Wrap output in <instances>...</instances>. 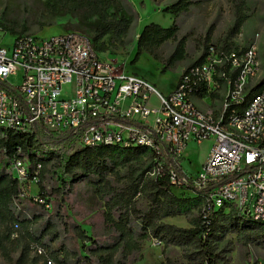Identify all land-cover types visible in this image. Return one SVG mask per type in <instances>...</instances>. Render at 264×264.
<instances>
[{
    "label": "built area",
    "instance_id": "1",
    "mask_svg": "<svg viewBox=\"0 0 264 264\" xmlns=\"http://www.w3.org/2000/svg\"><path fill=\"white\" fill-rule=\"evenodd\" d=\"M6 33L0 28L2 133H66L75 148L145 147L153 154L152 177L168 157L181 166L189 142L211 141L195 174L167 170L170 184L199 197L204 213L233 209L264 224V59L257 34L242 49L208 45L203 60L163 93L143 76L107 63L82 33L14 34L4 45ZM12 76L19 82H10ZM220 81L219 106L198 107L194 98L221 88ZM40 169L25 158L12 162L20 199L28 197V183H38Z\"/></svg>",
    "mask_w": 264,
    "mask_h": 264
},
{
    "label": "trees",
    "instance_id": "2",
    "mask_svg": "<svg viewBox=\"0 0 264 264\" xmlns=\"http://www.w3.org/2000/svg\"><path fill=\"white\" fill-rule=\"evenodd\" d=\"M49 1H53L58 9L80 12L84 22L94 18L92 34L89 37L95 50L103 54L107 49L103 38L108 36L112 45L121 43L133 22L139 18L130 0ZM190 4V0H177L163 9L165 13L173 16L168 27H162L155 22L145 24L137 37L136 50L130 63L136 64L142 54L147 53L154 60L162 62L160 72L164 74L176 63L183 61L186 56L185 38L177 39L179 32L177 17L187 12ZM246 19L247 17L238 10L222 45L225 50L233 48L232 43L227 41L239 33ZM0 28L11 34L20 35L25 32L24 28L19 32L13 28H2L1 25ZM170 40L176 41L175 48L167 58L161 60L157 51ZM209 40L210 34L205 37L206 51ZM204 54L189 66L199 64ZM258 87L259 85L252 89V92ZM74 140L66 133L29 134L0 131V256L5 264H37L41 260L44 261L43 264H47V261H51L52 264H126L124 261L126 257L136 250L135 236L144 239L148 235H152L165 246L175 245L192 249L198 255L197 259H193L195 264H219L218 255L212 247L218 233L222 235L235 233L245 246H264V224L253 222L233 209L204 213L202 202L196 196L199 216L193 220L190 228L162 223L161 219L178 216L188 210L189 200L176 197L171 191L174 187L170 184L167 170L174 167L183 175L181 166L171 157L165 160L155 177L145 178V173L151 172L155 166L153 154L147 148L122 149L110 146L75 148ZM42 154L46 155L45 159L40 158ZM145 157L152 162L138 174V166ZM16 158H25L31 164H41L37 196L39 200L47 203L52 197L58 201L53 214L46 216L37 211V208L48 210L32 196L19 198L21 188L11 173V164ZM120 168H128L130 173L128 183L121 187L114 185L112 181L113 177L120 180ZM84 180L97 195L105 199L108 210L105 221L116 234L111 243L87 237L79 226L68 222V217L63 211L65 203L74 192L75 184ZM138 194L146 196L150 201L147 213L141 214L135 207L134 198ZM115 212L118 214L117 221L112 217ZM133 215L139 221L137 227L139 226L143 233L136 232ZM71 233L76 239L90 242L87 248L89 255H81L77 249H71L65 244L66 237ZM53 242L60 243L59 247L53 248L51 246ZM37 250H40V253ZM14 254H17V257H14ZM120 255L123 260L118 259Z\"/></svg>",
    "mask_w": 264,
    "mask_h": 264
},
{
    "label": "rangeland",
    "instance_id": "3",
    "mask_svg": "<svg viewBox=\"0 0 264 264\" xmlns=\"http://www.w3.org/2000/svg\"><path fill=\"white\" fill-rule=\"evenodd\" d=\"M130 1L135 6L139 18L133 22L127 36L123 38L121 43L112 45L108 36L103 38L102 41L107 49H105V54L102 58L107 63L117 65L128 72L142 75L163 93L173 88L182 71L205 53V37L208 34H210L208 45L216 44L222 46L225 43L226 33L233 25L238 10L247 19L240 28L239 33L231 37L227 42L232 43L233 48L242 49L247 47L257 34L258 53L260 57L264 56V0H190L191 4L188 11L181 13L177 17L179 26L177 39L185 38V59L176 63L164 74L160 72L163 65L162 62L154 60L147 53H143L136 64H131L130 61L136 50L139 30L150 22H155L162 27H168L172 22L173 16L165 13L163 9L177 0ZM94 20V18H90L88 22H84L80 12L58 9L53 1L49 0H0L1 27H6V29L13 28L18 32L24 28L25 32L23 34H35L45 38L63 34L66 31H75L91 37ZM76 27L80 29H76ZM13 35L10 32L6 33L2 43L4 45L12 43ZM175 45V40L164 43L157 51L159 58L161 60L167 58L173 52ZM9 80L13 84L19 82V79L14 76L10 77ZM204 143H199L197 146L190 144L187 146L186 158L183 160L182 166L184 170L192 175L195 174L199 166V158L203 153ZM40 158L45 159L46 155L42 154ZM142 161V164L138 166V174L152 162L146 157ZM129 174L128 168H120V180L118 181L113 177V184L121 187L123 184L128 183ZM144 177L151 178L152 175L146 172ZM171 191L176 197L189 200L187 203L188 210L178 216L165 217L161 219V222L179 228H190L193 220L199 216V203H197L195 195L184 188H172ZM25 192L28 197L36 198L38 185L28 183L25 187ZM134 201L139 213L148 212L150 201L146 196L138 194ZM251 204L250 201V209ZM49 205L48 211L39 208H37V211L49 216L56 211L58 201H55L52 197L49 200ZM63 211L68 217V222L71 225L79 226L87 237H95L99 242H113L116 234L111 231L110 226L105 221V214L108 211L105 199L97 195L86 184L85 180L75 184L74 192L65 203ZM45 215L44 218L46 217ZM112 217L115 221L118 220L116 212L113 213ZM132 219L136 232L143 233L139 226L137 227V222L139 221L134 215ZM217 235L212 247L218 255L219 264H264V246H245L235 233H227L225 235L218 233ZM66 238L65 244L71 249H77L81 255H89L87 248L90 242L76 239L73 233ZM134 240L136 250L126 257L124 260L126 264H195L193 259L198 258V255L192 249H185L175 245L165 246L164 243L158 242L152 235H148L144 239L135 236ZM59 245L60 243L56 242L51 244L53 248H58ZM13 256L17 257V254ZM120 258L122 259L121 255L118 259ZM43 263L44 261L41 260L37 264ZM0 264H5L1 256Z\"/></svg>",
    "mask_w": 264,
    "mask_h": 264
},
{
    "label": "crops",
    "instance_id": "4",
    "mask_svg": "<svg viewBox=\"0 0 264 264\" xmlns=\"http://www.w3.org/2000/svg\"><path fill=\"white\" fill-rule=\"evenodd\" d=\"M140 31L141 30H139V33H140ZM139 33H138V35H139ZM263 59H264V56H263ZM220 83H221L220 84L221 88H219L217 90H214V91H211V92H206L205 94H203V95H201L199 97H195L194 101H195L196 105L198 107L202 108V109H206L208 107H213V108L218 107L219 103H220V99H221V90H223V88H224V83H222L221 81H220ZM171 89H169L166 93H168ZM202 142H205L204 143L205 145H204L203 153H202L201 157L199 158V166H198L197 170L199 169V167H200L201 163L204 161V159L207 157L212 142L211 141H201V142L191 141V142H189L187 144V146L189 144L193 145V146H197V144L202 143ZM186 150H187V147H186ZM186 150H185V152H186ZM185 158H186V156H185V153H184V158L181 161V168L188 175H192V174L188 173L186 170L183 169L182 164H183V160Z\"/></svg>",
    "mask_w": 264,
    "mask_h": 264
},
{
    "label": "bare ground",
    "instance_id": "5",
    "mask_svg": "<svg viewBox=\"0 0 264 264\" xmlns=\"http://www.w3.org/2000/svg\"><path fill=\"white\" fill-rule=\"evenodd\" d=\"M145 20V19H144ZM140 25V24H139Z\"/></svg>",
    "mask_w": 264,
    "mask_h": 264
}]
</instances>
